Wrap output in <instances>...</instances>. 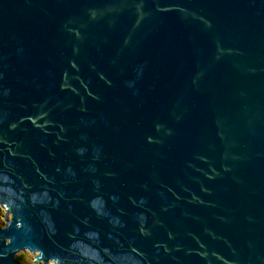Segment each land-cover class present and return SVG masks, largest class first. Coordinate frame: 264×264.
Instances as JSON below:
<instances>
[{
	"label": "water",
	"instance_id": "water-1",
	"mask_svg": "<svg viewBox=\"0 0 264 264\" xmlns=\"http://www.w3.org/2000/svg\"><path fill=\"white\" fill-rule=\"evenodd\" d=\"M0 264H264V0H0Z\"/></svg>",
	"mask_w": 264,
	"mask_h": 264
},
{
	"label": "rangeland",
	"instance_id": "rangeland-1",
	"mask_svg": "<svg viewBox=\"0 0 264 264\" xmlns=\"http://www.w3.org/2000/svg\"><path fill=\"white\" fill-rule=\"evenodd\" d=\"M5 224V211L0 208V225ZM20 256H23V264H37L34 262L36 255H32L29 252L20 253Z\"/></svg>",
	"mask_w": 264,
	"mask_h": 264
},
{
	"label": "trees",
	"instance_id": "trees-1",
	"mask_svg": "<svg viewBox=\"0 0 264 264\" xmlns=\"http://www.w3.org/2000/svg\"><path fill=\"white\" fill-rule=\"evenodd\" d=\"M19 263L23 264V256L18 257Z\"/></svg>",
	"mask_w": 264,
	"mask_h": 264
}]
</instances>
